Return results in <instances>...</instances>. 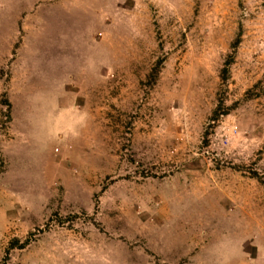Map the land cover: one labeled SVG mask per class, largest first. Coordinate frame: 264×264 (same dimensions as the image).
Masks as SVG:
<instances>
[{
  "label": "rangeland",
  "instance_id": "1",
  "mask_svg": "<svg viewBox=\"0 0 264 264\" xmlns=\"http://www.w3.org/2000/svg\"><path fill=\"white\" fill-rule=\"evenodd\" d=\"M0 264H264V0H0Z\"/></svg>",
  "mask_w": 264,
  "mask_h": 264
},
{
  "label": "trees",
  "instance_id": "2",
  "mask_svg": "<svg viewBox=\"0 0 264 264\" xmlns=\"http://www.w3.org/2000/svg\"><path fill=\"white\" fill-rule=\"evenodd\" d=\"M238 40H239V37H237V38L234 40V42H233V44H232V47H236V45H237V43H238ZM226 63H228V62H226ZM226 72H227L226 68L222 69V74L225 75ZM152 73H154V74H151V77L154 78V75L156 74V69H154ZM215 117H216V116L214 115V118H215Z\"/></svg>",
  "mask_w": 264,
  "mask_h": 264
}]
</instances>
